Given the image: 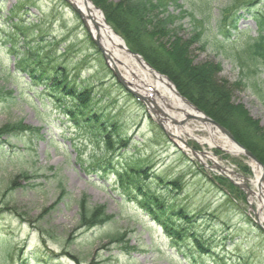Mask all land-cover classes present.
Here are the masks:
<instances>
[{
  "label": "rangeland",
  "instance_id": "1",
  "mask_svg": "<svg viewBox=\"0 0 264 264\" xmlns=\"http://www.w3.org/2000/svg\"><path fill=\"white\" fill-rule=\"evenodd\" d=\"M4 1L0 11V128L21 122L34 129L20 138L13 137L15 134L4 136L0 133V256L5 254V264H17L22 253L25 255L36 249L43 250L45 256L51 252L53 257L46 258V262L31 260L29 264H192L170 244L158 223L144 213L137 203L119 201L120 197L112 189V174L105 176L87 167L95 153L104 152L106 140L101 137L98 144L94 143L86 130L87 125L79 129L73 120L67 118L63 103L66 105L68 99L48 97L42 85H31L23 73L19 72L15 77L9 76L8 70L13 71L15 65L14 55L20 52L19 48L12 47L16 42L9 40L11 20L6 14L8 11L15 13L16 17L19 16L31 25L37 21V17L31 13H37L46 26V40H55V44L51 46L56 49L57 56L64 47L74 45L72 51L79 52V59L85 57L87 66L84 64L83 70H78L70 62L67 64L68 70L78 75L79 81L82 80L95 98H100L103 94L100 79L113 89V96L126 109L125 114H119L117 118L123 123V128L127 129V135L130 139L138 140L137 146L150 156L152 170L166 177L183 175L184 189L190 191L191 195H185L179 201L188 203L189 208L207 207L208 210H214L217 206L214 198L221 196L218 189L210 188L202 179L197 167L204 169L207 177H223L229 183L231 179L235 184L247 185L252 191L254 188L249 181L255 176L248 161L242 156L228 154L220 145L210 147L205 143L200 144L192 137L180 135L195 151L192 153L176 139L166 137L159 127L166 139L155 137L153 124L157 126V119L164 118L158 112L153 113L155 107L151 103L145 104L123 89L106 63L104 64L110 74L103 69L97 59L98 53L88 45L87 39H92L91 34L87 32L80 16L73 13L69 3L64 0H31V13H22L16 6V0ZM111 1L117 3L121 0ZM178 3L184 11L187 10L178 21L179 27L175 28L182 40L192 36L196 29L204 27L200 41L192 44L188 50L192 64H219L215 80L218 83L223 80L230 87L239 76V70L213 47V24L221 18L225 9L233 11L236 17L240 14L237 27L244 32L232 35L228 40V44L232 45L231 49L236 51L240 49L246 36L256 34L257 27L251 13L263 11L264 0H178ZM206 3L208 14L204 16L206 19L202 24H199L194 20L200 19V10ZM174 7L170 6L169 10L177 14L180 9ZM119 73L127 80L128 76L126 78L121 71ZM134 74L143 77L140 71L132 70L131 83L138 86L135 89L131 85L128 87L145 97L149 86L154 87L153 81H145L140 85ZM88 77L91 81L85 80ZM263 77L264 72L258 76L259 85H263L262 90ZM231 91L230 102L240 104L264 132V107L260 101L248 89L232 87ZM125 93L130 96L129 101L125 100ZM151 98L167 115L178 119L177 112L160 105L158 95ZM107 111L113 116L118 113L115 106L108 107ZM167 121L164 120L163 125ZM169 126L173 129L170 132L181 129V126ZM196 134L200 137L208 136L204 132ZM202 152L204 156L209 153L216 161L204 158L200 155ZM106 157L113 158V155ZM215 165L237 175L227 174L228 177H224ZM240 166H246L247 172H243ZM21 170H27L33 176L20 182L18 178ZM242 177L245 181H242ZM13 182L19 185L4 191ZM261 186L264 187V182H261ZM235 187L243 192L245 198L244 202L238 203L239 208L245 211V215L259 229L260 223L264 225L261 222L264 209L258 206L256 199L251 200L250 195L246 197V190L237 185ZM184 189L182 190L185 191ZM60 193L62 196L58 200ZM82 199L90 207L102 205L104 213L112 217L95 227L85 228L79 225L78 203ZM219 219L225 221L223 226L217 220L214 224L198 220L196 229L201 233V240L209 242L212 251L198 258V264H264V251L251 246L252 240H248V235L252 232L244 226L241 228L240 213L224 214ZM209 224L213 225L211 229ZM226 228L232 232L239 230L243 241L237 247L230 240L226 241V247H222L221 237L223 232H227ZM221 248L228 250V256L233 257L234 253L242 255L243 261H213H218Z\"/></svg>",
  "mask_w": 264,
  "mask_h": 264
},
{
  "label": "trees",
  "instance_id": "2",
  "mask_svg": "<svg viewBox=\"0 0 264 264\" xmlns=\"http://www.w3.org/2000/svg\"><path fill=\"white\" fill-rule=\"evenodd\" d=\"M91 1L100 7L105 21L123 38L132 52L139 53L154 70L167 76L179 94L218 124L223 125L239 144L246 147L264 165V132L258 122L253 121L240 104L230 102L232 87L248 89L264 107V90L261 88L263 85H259L258 79L259 74L264 72V9L251 13L257 27L256 34L246 36L240 44V49L236 51L231 49L232 45L228 44V40L230 36H237V33L244 32L239 31L237 27L240 14L236 17L233 11L225 9L221 18L213 24L212 36L215 42L213 47L225 59L231 60L239 70V76L235 82L227 87L225 81L221 80L218 83L215 80L219 64L215 65L212 62L192 64L188 50L192 44L200 41L204 27L196 29L186 40H182L177 35L175 28L179 27L178 21L187 12L182 9L178 0H121L117 3L111 0ZM4 3V0L0 1V11ZM32 5L31 0H16V6L22 13H31ZM170 6L180 10L177 14H173L169 10ZM203 7L200 10V19L194 20L199 24L206 19L209 10L207 3ZM31 14L37 17L36 23L31 25L19 16L16 17L15 13L8 11L6 14L11 20L9 40L16 42L12 47L19 48L18 52H20L14 55L15 65L13 71L8 70V74L15 77L17 73H23L31 85H42L48 97L68 99L66 105L63 103L67 118L73 120L79 129L87 125L86 130L94 143L98 144L101 137H104L106 140L104 152L95 153L87 167L105 176L113 175L112 189L120 197L119 201L137 203L144 213L158 223L162 231L166 233L170 244L175 246L184 259L187 258L192 264H198V258L212 252L209 242L205 239L201 240V233L196 229L198 222L208 221L214 224L217 220L218 224L223 226L225 221L220 220L219 217L224 214H235L237 211L242 219L241 228L244 226L252 232L248 235V240H252L251 246L264 251V232L254 226L252 219L239 208L238 203L245 201L243 192L223 177H207L204 169L197 167L202 174V179L209 184L210 188H216L221 192V196L214 198L217 206L214 210H208L207 207L191 209L188 203L179 201L185 195H191L190 191L184 189L183 175L166 177L152 170L150 156L137 146L138 140L130 139L127 129L123 128V123L117 118L119 114H125L126 109L121 107L117 98L113 96V89L111 90L100 79L99 85L104 89L103 94L100 98L91 95L82 80L79 81L78 75L71 73L67 67V64L72 62L76 69L81 70L84 64L87 66L85 57L79 59V52L72 51L74 45L64 47L57 56L56 49L51 46L55 44V40L52 38L46 40V26L42 19L37 13ZM87 41L88 45L98 53L96 54L100 65L110 74L91 38L88 37ZM90 79L88 77L85 80ZM262 81L264 82V77ZM1 95L2 91H0V97ZM129 97L125 93V100L129 101ZM114 106L118 109L115 116L107 111L108 107ZM153 126L155 127L152 130L154 136L166 139L162 131L155 124ZM30 130H34L33 127L29 128L19 122L1 127L0 133L4 136L15 134L13 137L20 138ZM107 155H113V158H107ZM240 167L243 172H247L246 166ZM19 176L18 179L21 182L22 179L27 180L33 175L27 170H21ZM10 185L4 191H9L19 184L13 182ZM61 196L60 193L58 200ZM78 205V223L85 228L95 227L112 217L104 213L103 206L100 204L90 207L82 199ZM209 226L210 229L213 227L210 224ZM226 230L227 232H223L221 237L222 247H226L224 245L228 240L235 247L241 244L243 240L239 230L238 232H232L229 228ZM221 249L222 253L218 254V261L214 259L213 261L217 263H226L228 260L232 262L233 259L238 263L243 261L242 255L234 253L233 257L228 256L226 252L228 250ZM42 252L43 250L36 249L25 255L22 253L17 264H29L31 260L46 262V258L53 257L51 252H48L50 254L46 256ZM4 256L5 254H1L0 264H5Z\"/></svg>",
  "mask_w": 264,
  "mask_h": 264
},
{
  "label": "bare ground",
  "instance_id": "3",
  "mask_svg": "<svg viewBox=\"0 0 264 264\" xmlns=\"http://www.w3.org/2000/svg\"><path fill=\"white\" fill-rule=\"evenodd\" d=\"M72 3H75L77 7L80 8L81 12L85 15L86 23L88 25L89 31L94 36H99L100 44L103 45L104 49L106 50V53L109 54L111 61V64H114L117 66L119 72L121 71L122 74H124L127 78V82L131 87L134 89L138 86L136 83L132 84L130 76L132 74V70H138L143 74V77L139 74L137 76L134 74V77H136L137 83H145L148 81H153L152 84L154 87L151 86L150 90L148 91L147 95L156 96L155 92H157V95L160 98V105H162L164 108L167 106H172L174 109L178 110V120L181 118H184L186 114H192V115H201L198 114L193 110L191 106H188L187 104H184L183 101L180 99L179 96H177L174 93L173 87L171 84H168V81L166 82L165 79L160 78L158 74H151L146 69H144L140 64H138L135 59L131 56H129L127 53L124 52L123 49V43L121 42L120 38L115 35L110 28L106 25V23L103 21V17L101 15V12H98L94 9V7L91 4H88V6L85 8L83 6V3L81 0H70ZM150 77V79H149ZM152 77V80H151ZM140 84V85H141ZM139 85V88H140ZM165 104V105H164ZM171 126L167 125V130H173L172 128H169ZM204 132L207 137L198 136L196 133ZM174 134L177 137H181L180 135L187 136L188 138H194L197 140L200 144H207L208 146H217L220 145L222 150H225L230 155H236L241 156L240 149L236 146L231 144L224 135H220L218 130L213 127L212 125H208L206 123H200L196 119H190V122H185L183 125H181V129L174 130ZM184 139V138H182ZM178 141V140H177ZM185 141V140H184ZM178 143L183 146L181 141ZM188 151V150H187ZM204 156V155H201ZM204 158L211 159L212 161H216L215 158H212V156H209V153H206V156ZM251 166V170L253 172V175L255 176L254 179H252L250 182V185L254 188L252 190V193H250V199L254 200L256 199L258 202V206L260 208L264 209V188L259 192L257 189V182L259 181V178L261 175V170L258 165H255L253 162H248ZM229 171V170H228ZM231 172V171H230ZM228 173H226L227 175ZM234 175V174H233ZM242 181H245L242 179ZM261 222H264V215L261 217Z\"/></svg>",
  "mask_w": 264,
  "mask_h": 264
},
{
  "label": "water",
  "instance_id": "4",
  "mask_svg": "<svg viewBox=\"0 0 264 264\" xmlns=\"http://www.w3.org/2000/svg\"><path fill=\"white\" fill-rule=\"evenodd\" d=\"M66 3H69L70 5V8L71 10L76 13L77 15L80 16L81 18V21L82 23L84 24L87 32L89 34L90 31H89V28H88V25L86 23V18H85V15L81 12L80 8L76 6L75 3H72L70 0H64ZM81 2L83 3V6L86 8L88 6V4H91L94 9L98 12H101L100 8L96 7L94 5V3L91 1V0H81ZM101 15L103 17V12H101ZM103 21L105 22L104 20V17H103ZM106 25L110 28V30L115 34L117 35L121 42L123 43V49H124V52L127 53L129 56H131L133 58V60L135 59V61L140 64L144 69H146L149 73L151 74H158L160 78H163L165 79V81L167 82L168 81V84H171V86L173 87V90H174V93L180 97V99L183 101L184 104H187L188 106H191L193 108V110L195 112H197L198 114H201L200 116L199 115H192V114H186L184 118H181L179 120H176L175 118L171 117L170 115H167L164 111H162V109L159 107V106H156V103L154 102V100L150 99L147 95L144 97L142 95H139L136 91H132L129 87H128V82L125 81V79H123L122 75H120V73L118 72V69L116 67V65L114 64H111L110 61H111V58L109 56V54L106 53V50L104 49L103 45L100 44V41H99V36L96 35L94 36L93 34H91L92 36V40H93V43L96 45L97 49L99 50V52L103 55V58H104V61L106 63V65L109 66L111 72H112V75H115L117 81L120 83L121 86H123L127 91H129L133 96H136L138 99H140L142 102H144L145 104H149L151 103L155 109L153 110V113L156 114L157 112L160 114V116H162L164 119H161V118H158L157 119V124L159 127H161V129L164 131L165 135L169 138H175L177 139L179 142L181 141L182 144L189 148L190 151L192 153H195V151L190 148L186 142L181 138V137H177L175 136L172 132L168 131L166 129L167 125L171 124V125H174L176 127H179L181 125H183L185 122H187L188 120L190 119H196L198 122H202V123H206L208 125H212L213 127H215L218 132L220 133V135H224L225 138L233 145H236L239 149H240V154L246 158L248 161L250 162H253L255 165H258L260 167V170H261V177L259 178V181L257 182V190L259 192H261V190L263 189V186H261V182H264V165L259 161V159L257 157H255L247 148H244V146H242L241 144H239V142L235 139V137L230 134V132L222 125L218 124L213 118H210L209 116H207L206 114H204L201 110H199L194 104H192L190 101H188L184 96H182L181 94H179V92L176 91L175 89V86L173 85V83H171V81L169 80V78L161 73H159L157 70H154L149 63H147L143 58L142 56L139 54V53H136V52H132L127 46L126 44L123 42V39L118 35V33H116L114 31V29L112 27H110L107 22H105ZM155 94L157 95V92H155ZM165 105V104H164ZM166 108H169V109H173L175 112L178 113V110L174 109L172 106H167L166 105ZM164 120H168L167 123L165 125H163L164 123ZM200 155H203V152L200 153ZM214 167H216L217 169L220 170L221 174L222 175H225L224 171H227L226 168H221L219 167L218 165H215ZM230 174H234L232 172H229ZM235 175V174H234ZM232 181V180H231ZM233 183V181H232ZM236 185V184H235ZM239 185V184H237ZM240 187H243L245 189H247V193H246V197L252 193L251 189L245 185V184H242V185H239ZM262 229H264V227L261 226Z\"/></svg>",
  "mask_w": 264,
  "mask_h": 264
}]
</instances>
